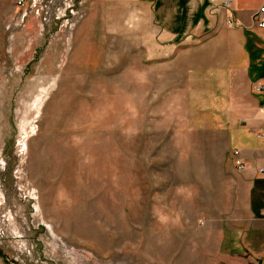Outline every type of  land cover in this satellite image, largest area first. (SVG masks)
Here are the masks:
<instances>
[{
    "label": "rangeland",
    "instance_id": "1",
    "mask_svg": "<svg viewBox=\"0 0 264 264\" xmlns=\"http://www.w3.org/2000/svg\"><path fill=\"white\" fill-rule=\"evenodd\" d=\"M20 1L0 0L1 261L264 263L200 55L141 0Z\"/></svg>",
    "mask_w": 264,
    "mask_h": 264
},
{
    "label": "crops",
    "instance_id": "2",
    "mask_svg": "<svg viewBox=\"0 0 264 264\" xmlns=\"http://www.w3.org/2000/svg\"><path fill=\"white\" fill-rule=\"evenodd\" d=\"M141 1L167 27L169 47L178 48L177 55L183 58L200 55L199 71L215 75L214 85L220 91L209 97L217 103L213 111L219 113L229 143L246 163L238 186L241 212L248 220L245 253L259 263L264 256V172L257 171L264 169V138L257 135L264 131V97L254 92V86L264 81V30L253 17L263 0H234L230 12L238 26L227 29L215 28L219 0Z\"/></svg>",
    "mask_w": 264,
    "mask_h": 264
},
{
    "label": "built area",
    "instance_id": "3",
    "mask_svg": "<svg viewBox=\"0 0 264 264\" xmlns=\"http://www.w3.org/2000/svg\"><path fill=\"white\" fill-rule=\"evenodd\" d=\"M25 0H21L20 4L24 3ZM234 4V0H219L218 6L219 9H222L223 11L227 12L226 16V26L229 27H236L238 26L237 21L233 17L232 13L230 10H232ZM253 22L258 26L260 29L264 30V0L263 3L258 7V9L255 11V15L253 17ZM254 92L257 94H261L264 97V81L261 83H257V85L254 86ZM261 111L264 113V103L261 107ZM257 137H262L264 138V131L258 133ZM233 164L236 169L239 171H244L246 168V163L243 160L242 155H240V151L238 149L234 150L233 153ZM264 172L263 168H259L257 173Z\"/></svg>",
    "mask_w": 264,
    "mask_h": 264
}]
</instances>
